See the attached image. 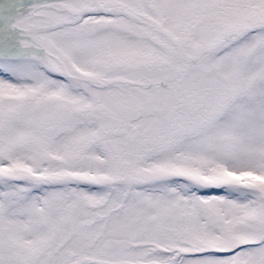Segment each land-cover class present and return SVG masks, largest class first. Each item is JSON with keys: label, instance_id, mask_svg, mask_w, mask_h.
<instances>
[{"label": "snow or ice", "instance_id": "1", "mask_svg": "<svg viewBox=\"0 0 264 264\" xmlns=\"http://www.w3.org/2000/svg\"><path fill=\"white\" fill-rule=\"evenodd\" d=\"M0 264H264V0H0Z\"/></svg>", "mask_w": 264, "mask_h": 264}]
</instances>
